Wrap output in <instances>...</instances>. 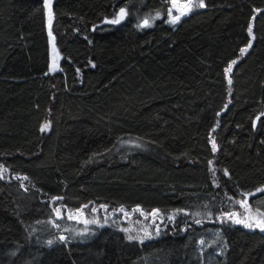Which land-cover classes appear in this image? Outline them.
Wrapping results in <instances>:
<instances>
[{
	"label": "trees",
	"instance_id": "16d2710c",
	"mask_svg": "<svg viewBox=\"0 0 264 264\" xmlns=\"http://www.w3.org/2000/svg\"><path fill=\"white\" fill-rule=\"evenodd\" d=\"M170 2L0 0V264H264V0Z\"/></svg>",
	"mask_w": 264,
	"mask_h": 264
},
{
	"label": "snow or ice",
	"instance_id": "6c2138e0",
	"mask_svg": "<svg viewBox=\"0 0 264 264\" xmlns=\"http://www.w3.org/2000/svg\"><path fill=\"white\" fill-rule=\"evenodd\" d=\"M204 3H203V0H200V3L199 4H195L193 5L191 3V0H189V3H185V4H178L176 3V0H172V4H171V7L169 8L168 10V15L171 17V20L169 21L170 23H176L180 17L182 15H186L188 12L191 11L192 7H204ZM173 11H176L177 13H179L178 15H173ZM49 14H50V19H49V25H51V10L49 8ZM123 16H124V9H121V14L120 16L111 21V23H119V20L120 19H123ZM144 25H148V21L145 20L144 21ZM249 33L251 34L252 32V28L249 27L248 29ZM51 35V32L49 33ZM250 46V45H249ZM247 49H241V52H246ZM233 64L235 63V61L232 62ZM51 70H55V68L53 67ZM231 71V65H229V67L226 69V72H230ZM229 83H231V81L229 80ZM48 128V125L45 124L42 126L41 128V131H46ZM216 150V145H215V142L213 141V151ZM6 171L5 169H2L0 168V178H3V172ZM257 192H264V188H260V189H257ZM245 197L247 196H250V195H255V193H250V194H244ZM237 203H239L242 207L245 208V211L246 212H250L251 209L247 203V199H244V200H241V201H237ZM57 211V214L59 215L60 214V210L59 209H56ZM237 214L233 213V214H230L228 216V219L230 220H233L234 223H240V224H243L245 227H248V228H260L262 230H264V213H257L255 216H246L245 219H236ZM197 223H199V221H197ZM61 239H63V237H61ZM129 239H133V237H129ZM51 243V242H49Z\"/></svg>",
	"mask_w": 264,
	"mask_h": 264
},
{
	"label": "rangeland",
	"instance_id": "374dc122",
	"mask_svg": "<svg viewBox=\"0 0 264 264\" xmlns=\"http://www.w3.org/2000/svg\"><path fill=\"white\" fill-rule=\"evenodd\" d=\"M176 3H178V4H185V3H189V0H176ZM191 3L193 4V0H191ZM171 4H172V0H171L169 6H168V8H167V18H168L167 20H168V22L171 20V17L168 15V10H169V8L171 7ZM188 13H190V12H188ZM188 13H187V14H188ZM178 14H179V13H177L176 11H173V15H178ZM187 14H186V15H187ZM184 16H185V15H182V16L180 17V19H181L182 17H184ZM180 19H179V20H180ZM179 20H178V21H179ZM178 21H177V22H178ZM177 22H176V23H177ZM169 23H170V22H169ZM176 23H170V24H176ZM246 216H251V215H250V214H246ZM252 216H254V215H252ZM77 217L79 218L78 221H80V222H82V223L86 220V219H84V215H83L82 213L78 214ZM60 237H63V239L65 238L64 235H61Z\"/></svg>",
	"mask_w": 264,
	"mask_h": 264
},
{
	"label": "water",
	"instance_id": "95a60500",
	"mask_svg": "<svg viewBox=\"0 0 264 264\" xmlns=\"http://www.w3.org/2000/svg\"><path fill=\"white\" fill-rule=\"evenodd\" d=\"M120 16V15H119ZM51 65H50V67H49V72H53V70H51L53 67L55 68V70H56V68H57V62H56V58L54 57V56H51ZM54 70V71H55ZM262 114L264 115V111L262 112ZM259 116L260 115H257L255 118H254V120H253V125L255 126V124H256V121L258 120V118H259Z\"/></svg>",
	"mask_w": 264,
	"mask_h": 264
}]
</instances>
